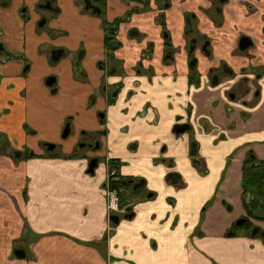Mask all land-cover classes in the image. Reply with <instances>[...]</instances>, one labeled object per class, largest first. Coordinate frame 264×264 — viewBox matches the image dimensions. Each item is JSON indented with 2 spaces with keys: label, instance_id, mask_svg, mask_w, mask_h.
Here are the masks:
<instances>
[{
  "label": "crops",
  "instance_id": "1",
  "mask_svg": "<svg viewBox=\"0 0 264 264\" xmlns=\"http://www.w3.org/2000/svg\"><path fill=\"white\" fill-rule=\"evenodd\" d=\"M38 3L40 0H12L9 7H0V41L6 47L0 51V264H264V239L246 231L227 235L237 219L246 217L242 178L247 151L252 148L264 159V0H228L222 6L221 25L206 12L211 1L172 0L165 20L174 45L179 47L175 65L163 63L162 27L156 23L160 10L154 0L148 11L135 13L131 21L122 23L118 56L124 59L128 77L120 98L108 108L103 126L98 111L107 110V100L99 91L104 72L97 61L104 55V32L101 26L85 27L89 20H100L83 12L76 0H59L62 13L52 26L65 33L52 40L50 33L37 28L38 19L49 14ZM108 3V19L124 15L134 5L141 6L132 0ZM254 6L257 8L249 11ZM186 12L197 14L199 30L212 39L213 54L207 57L198 51L201 85L190 95L186 94ZM132 27L143 36L130 38ZM84 32L90 40L77 44L87 49L86 78L82 79L74 73V56L52 65L49 49L58 45L63 35L86 38ZM244 34L253 40L248 53L238 52ZM149 42H154L155 50L151 58L142 59ZM25 56L30 66L40 71L31 72L30 68L26 74ZM141 59L144 67L155 66L153 80L134 70ZM222 61L235 73L245 69L250 78L256 75L257 88L237 89L236 80L226 77L212 85L208 70ZM52 72L55 93L45 85L47 73ZM119 79L110 76L107 82ZM137 80L139 88L134 85ZM158 81L168 85L167 91L159 88ZM234 88L239 95L236 101L229 94ZM131 89L135 95L127 102L125 96ZM92 94L98 101L94 106L88 103ZM168 94L174 102L186 104L189 100L194 104L208 168L206 174L198 173L187 154L178 152L186 148L185 140L171 143L173 149L167 155L176 157L174 169L186 183L182 187L166 182L168 168L158 162L169 127L165 118L159 125L151 122V112L140 114L146 100L152 101L150 107L162 108V103L171 100ZM32 105L36 112L29 117ZM74 114L79 116L78 131L107 130L101 159L92 172L88 169L90 158L69 157L78 138H60L65 118ZM25 122L36 132H27ZM9 140L32 147L40 156L14 160L7 151ZM44 141L62 144L60 151L45 155L39 147ZM110 157L124 162L120 168L123 174L145 177L148 187L158 194L150 200H136L134 216L122 219L108 235L104 159ZM171 195L174 201L167 200ZM223 199L232 205L231 210ZM208 201L211 205L204 209ZM256 223L264 230V221ZM16 249H24L26 256L18 258Z\"/></svg>",
  "mask_w": 264,
  "mask_h": 264
},
{
  "label": "flooded vegetation",
  "instance_id": "2",
  "mask_svg": "<svg viewBox=\"0 0 264 264\" xmlns=\"http://www.w3.org/2000/svg\"><path fill=\"white\" fill-rule=\"evenodd\" d=\"M10 0H0V7L6 8L9 7L11 4L9 2ZM78 4L81 6L82 11L85 12L88 15L92 16H101L104 14V21L106 24L104 25L101 23V29H103L104 32V43H103V49H104V55L101 56L100 59L97 61V66L101 68L100 71H102L104 77L102 84L100 85L99 91L102 93L101 95L106 97L107 100V110L105 108L99 109L98 111V119H99V125L103 126L105 124L107 112H109L108 108L115 104L117 100L120 98L123 89L126 85V78L127 75V67L125 66L124 59L120 58L118 56V51L122 47V42L118 38V33L120 32L121 24L131 21L132 16L135 13H141L148 11L151 8V2L152 0H132L134 2H137L141 6L132 7L129 9L124 15L119 16V18H116L114 21L109 22L108 21V15L107 12L110 8L109 6V0H83V4L80 0H76ZM158 6V9L160 10L159 14L156 17V23L161 25L162 27V37L164 40L163 45V63L165 65H172L176 64V55L179 51V47L174 45L172 41V37L170 34L169 29L167 28L166 20H165V10L171 7L172 0H170V5L166 6L165 2L163 0H154ZM212 2V6L209 9H206V12L209 14V16L213 19L214 22H216V25H221L223 21V14H222V6H224L228 0H209ZM59 0H43L38 3V7H41L43 11L46 13H49L48 15H42L40 18V22L38 25L37 21V28L40 30L39 26H42L45 24H51L50 19L54 20L57 19V17L62 13V7L59 6ZM26 7H24L23 10ZM257 7H251L249 11H254ZM50 11V12H48ZM192 13L196 16L197 21L193 28L187 30L186 25V14ZM39 18V19H40ZM38 19V20H39ZM114 19V18H113ZM121 19L120 23H115L116 21ZM112 20V19H111ZM51 28V27H50ZM107 29H114L115 30V41H119L121 43L120 46L116 48H108L105 46V38H106V31ZM46 32V31H45ZM50 35L52 37V40L54 39V35L57 33L64 34L65 32L58 29L51 28ZM128 35L130 38H141L143 36V33L138 30L136 27H132L128 31ZM184 36L186 38L187 44L185 45V51L187 54V66H188V73H187V89L186 94L190 95L193 88L199 87L201 85V72L199 71L198 64V51H200L204 56L212 57V39L207 33H202L198 28V16L195 12H186L185 13V28H184ZM242 37H248L251 40V45L246 47L245 49L240 48V41ZM52 45V44H48ZM155 44L154 42H149L146 49L143 50L141 58H151L154 50H155ZM51 49H49V62L52 65L58 64L63 58H66L70 55L74 56L73 60V68L74 73L77 78H86V70L84 62L86 60L87 55V49L84 47V45H79L78 49L76 51H73L72 49L66 48L62 45H55L50 46ZM81 47H83L81 49ZM253 47V40L248 35H242L239 38L238 42V52H246L248 53ZM6 47L3 44L2 41H0V51L5 50ZM82 50V51H81ZM79 51H81L79 53ZM24 56V55H22ZM25 60V66H24V72L27 74V72L30 70V61L25 56L23 57ZM139 60L136 66L134 67V70L139 74H145L149 81L150 79L153 80L156 75L157 71L155 66L150 67H144L143 61ZM264 67V65H263ZM242 72V73H241ZM240 73H235L233 69L225 62L222 61L220 63L219 67H210L208 70V76L211 83V80L213 78L212 85L216 86L219 85L223 78H229V79H235L236 80V86L237 89L244 87L246 90L253 89L255 90L257 88L256 84V75L253 76V78H250L249 76L245 75V69H243ZM196 73L198 74V84L191 83L190 79H193L196 81ZM25 74V75H26ZM110 76H118L120 79L117 81H113L112 83L107 82V77ZM193 77V78H192ZM88 78V77H87ZM89 79V78H88ZM55 82H56V76L49 75L45 79V85L51 89L55 93ZM134 85L139 88L141 86L140 82L137 80L134 82ZM234 85V86H235ZM158 86L161 90L167 91L168 85H166L163 81H158ZM232 86V88L234 87ZM235 86V87H236ZM134 89V88H133ZM131 89L129 93L125 96L126 101L128 102L134 94V90ZM238 90L235 88L229 93L230 97L236 101L238 100ZM146 93V92H145ZM97 94V93H96ZM96 94H92L89 98V105L94 106L95 104H98V101L96 100ZM183 94V93H182ZM98 95V94H97ZM104 97V98H105ZM167 98L171 99L169 102L162 103V108L158 107L154 108L150 107V104H152V101L146 100L144 106L140 110L141 115H153V118H151V122L158 123L161 125L162 120L165 118L167 124H168V131L167 135L162 140V146L160 151V156H158V162L165 165L166 168V174H165V180L168 182V184L172 186H180L182 187L186 183L184 182L182 174L175 170L174 168L177 167V160L175 156H168L167 153H170L173 148H171L170 144L178 142L179 140H185L186 142V148L181 149L179 148L178 152L180 154L185 153L187 154V158L189 159L190 165L194 167L198 173L206 174L208 168L206 167V157L202 155L201 152V146L202 141L200 139L201 134H198L197 132V124L195 115H194V104L192 101H187L186 104H181L179 102H174L172 100V95L168 94ZM76 117H79L78 115H69L65 118V121L62 125V131L60 134V138L62 140H67L69 137L76 136L78 138V141L76 143V148L72 153H70L69 157L73 156H84L85 158H90V162L88 165L89 171H94V169L97 167L99 160L101 159V152L103 150L104 146V140L107 137V130L102 128H97L93 130L83 129L82 131H78L76 129L75 124ZM25 122V129L27 132H36V130L30 128V123ZM30 125V126H29ZM75 127V128H74ZM75 129V130H74ZM220 134L219 137L221 138L224 135ZM52 141H44L42 144L39 143V147H41L44 151L45 155H56L57 151H60V146L62 144L53 142L55 144H50ZM10 146H8V153L10 156L14 158L15 152H19L20 160H28L34 157L40 156V154L36 153V151L32 147H28L26 145L19 146L18 142L11 143L9 140ZM252 150L254 154L256 155L255 151L251 148L247 151L245 160L248 156L249 151ZM256 157H258L256 155ZM260 159V158H259ZM187 160V159H186ZM244 160V162H245ZM264 160V159H262ZM106 168H107V176L106 181L104 185L105 194L107 193L108 189H116L119 191V193L125 192L127 194L128 200L127 202L122 203L121 196L119 198V208L123 209V213L121 214H113V217H117V220L114 222L112 219L113 217H109V226L107 234L110 235L112 232L116 230L117 225L120 223L122 219L125 218H131L134 216V202L136 200H150L157 196L158 192L154 189H151L148 187L147 179L142 176H128L121 172L120 168L124 164V162L116 157H110L107 159H104ZM243 175H244V163H243ZM114 185V186H113ZM244 187H243V178H242V204L244 205ZM121 195V194H120ZM136 195H139L136 196ZM131 197L132 199H129ZM175 200V198L171 195L167 197V200ZM211 200V199H210ZM212 201H208L207 204L204 205V209L207 208L209 205H211ZM227 209L231 210L232 205L228 203L225 199L222 201ZM107 203V199H106ZM245 208V205H244ZM246 210V208H245ZM245 219L244 223L238 224L239 220ZM257 221H264L260 219L253 218L252 216H248L247 210H246V217H241L237 219L233 226H231L227 230V235L231 236L234 233H236V229H244L241 231L248 232L251 236L256 237L260 236L262 239H264V230L256 223ZM246 225H249V228H246ZM236 227L234 230L235 232H232L233 227ZM254 229H257L256 232H254ZM239 232V231H238Z\"/></svg>",
  "mask_w": 264,
  "mask_h": 264
},
{
  "label": "trees",
  "instance_id": "3",
  "mask_svg": "<svg viewBox=\"0 0 264 264\" xmlns=\"http://www.w3.org/2000/svg\"><path fill=\"white\" fill-rule=\"evenodd\" d=\"M166 6L170 5V0H163ZM197 18L192 13L186 14V33L187 30L193 28L196 24ZM121 19L115 22L120 23ZM121 43L115 41V30L107 29L105 46L108 48H116L120 46ZM193 78V77H192ZM191 83L198 84V74L196 73V81L190 79ZM14 158L18 161L21 157L19 152H15ZM114 186V185H113ZM243 187H244V205L247 210L248 216L253 218L264 220V160L256 157L252 150L249 151L248 156L244 162V175H243ZM24 194L27 195V191H24ZM122 203L127 202L128 197L125 192L120 193ZM113 217V216H112ZM114 222L117 220V217H113ZM249 225H246V228H249ZM236 227L234 226L232 232L234 233Z\"/></svg>",
  "mask_w": 264,
  "mask_h": 264
},
{
  "label": "rangeland",
  "instance_id": "4",
  "mask_svg": "<svg viewBox=\"0 0 264 264\" xmlns=\"http://www.w3.org/2000/svg\"><path fill=\"white\" fill-rule=\"evenodd\" d=\"M40 1H43V0H40ZM81 1V3L83 4V0H80ZM10 2V4H11V2H12V0H10L9 1ZM60 6V5H59ZM110 6V5H109ZM111 12L113 13V11L111 10ZM94 18H98L99 20H100V22H98V23H95L93 20H89V23L90 24H88L87 26H85V27H87L88 29H90V30H92V29H94L95 28V26L97 27H99L100 25H101V23H103L104 25L106 24V22L104 21L105 19H104V14H102L101 16H93ZM42 18V17H41ZM41 18L38 20V25H39V22H40V20H41ZM116 18H119V15H114V19H108V21L109 22H112V21H114ZM76 19V17L74 18V20ZM81 19V18H80ZM50 21H51V24L49 25H47V24H43L42 26H39L40 27V30L41 31H46L47 33H49L50 32V30H51V28H53V26H52V22H53V20L52 19H50ZM86 22V20H84V23ZM51 27V28H50ZM77 34V31H75V35ZM84 34L85 35H87V37L86 38H76L75 36H70V35H68V36H66V35H63L62 37H60L59 38V40H58V42H59V44L58 45H61L62 43H65V44H67V45H65L66 47H68L69 49H72V47L71 46H74V49L75 48H77L78 46H77V44L78 43H80V41L81 40H84V41H86V40H90V36H89V34L87 33V32H84ZM59 35H61L60 33H57L56 35H54V39L53 40H55ZM84 36V35H83ZM95 45H99L98 43H95ZM83 47H81V49H82ZM82 51V50H81ZM81 51H79V53L81 52ZM34 70H38V71H40V68L39 67H35L34 65H31V72L32 71H34ZM48 75L47 76H49V75H52V74H54L53 72L52 73H47ZM213 82V78H212V80H211V83ZM32 107H34V105H32L31 106V109H30V111H29V117H32V115H33V113L34 112H36V111H34L35 109H33ZM201 121V120H200ZM50 144H55V143H53V142H51ZM129 199H132L131 197H129ZM241 230H244V229H236V231H241Z\"/></svg>",
  "mask_w": 264,
  "mask_h": 264
},
{
  "label": "built area",
  "instance_id": "5",
  "mask_svg": "<svg viewBox=\"0 0 264 264\" xmlns=\"http://www.w3.org/2000/svg\"><path fill=\"white\" fill-rule=\"evenodd\" d=\"M120 193L116 189H108L106 193L108 215L121 214L123 209L119 208Z\"/></svg>",
  "mask_w": 264,
  "mask_h": 264
},
{
  "label": "water",
  "instance_id": "6",
  "mask_svg": "<svg viewBox=\"0 0 264 264\" xmlns=\"http://www.w3.org/2000/svg\"><path fill=\"white\" fill-rule=\"evenodd\" d=\"M249 45H251V40L248 37H242L241 41H240V48L241 49H245L246 47H248ZM245 219L239 220L238 224H242L244 223ZM257 229H254V232H256ZM14 254L18 257V258H23L26 256V251L24 249H16L14 251Z\"/></svg>",
  "mask_w": 264,
  "mask_h": 264
}]
</instances>
